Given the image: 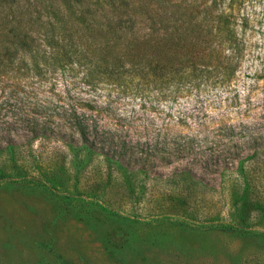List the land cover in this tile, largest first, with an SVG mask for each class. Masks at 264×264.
<instances>
[{
    "label": "rangeland",
    "instance_id": "1",
    "mask_svg": "<svg viewBox=\"0 0 264 264\" xmlns=\"http://www.w3.org/2000/svg\"><path fill=\"white\" fill-rule=\"evenodd\" d=\"M239 3L229 20L242 37L244 56L227 80L174 83L180 72L165 78L159 68L126 65L97 72L91 86L84 84L81 69L73 75L45 74L47 85L36 83L37 92L52 84L57 90L67 86L80 92L87 105L78 106L100 130L115 131L116 144L139 141L144 148L148 144L146 150L155 149L154 154L164 139L171 141L179 131L196 134L200 146L210 145L212 134L205 136L220 116L237 128L264 126V0ZM29 148L28 159L20 161L27 169L0 179V264H264L262 165L248 189L229 188L233 181L227 171L222 175L192 169L198 178L190 180L175 175L184 164L195 162V155L166 165L155 156L159 165L149 167L147 188L137 200L116 183H101L95 169L75 176L68 150L59 141L37 138ZM205 154L209 152L198 157ZM36 164L42 171L32 170ZM31 175L40 181L50 178L55 185L34 184ZM104 184L108 186L102 191ZM173 190H186L187 206L163 214L161 208L169 206L166 194ZM234 192L241 200H233ZM104 204L116 207L118 214L104 210ZM189 210L196 213L192 219L182 216ZM206 218L215 220L208 224ZM219 221L243 222L248 228L217 226Z\"/></svg>",
    "mask_w": 264,
    "mask_h": 264
},
{
    "label": "trees",
    "instance_id": "2",
    "mask_svg": "<svg viewBox=\"0 0 264 264\" xmlns=\"http://www.w3.org/2000/svg\"><path fill=\"white\" fill-rule=\"evenodd\" d=\"M239 1L0 0V113L5 117L0 120V179L21 174L20 169L26 167L20 161L30 156L32 142L44 138L65 146L75 176L95 169L101 183H116L117 189L137 200L147 188L149 167L159 165L155 156L158 163L166 165L195 155V162L188 159L175 175L190 180L198 178L192 169L222 175L227 171L233 181L229 188L243 185L248 189L254 171L261 165L264 169L263 125L252 128L241 124L237 128L220 116L205 136L212 134L210 145L200 146L196 134L179 131L171 141L164 139L154 154L151 151L155 149L146 150L148 144L144 148L139 141L116 144L115 131L100 130L91 115L78 106L87 105L80 92L67 86L57 90L52 84L39 94L35 85L43 87L45 74L73 75L81 69L84 84L91 86L95 74L103 69L146 64L161 69L165 78L173 71L180 72L182 76L174 83L184 80L199 85L211 77L227 80L244 56L242 37L238 38L237 27L229 20L239 9ZM261 45L264 48L263 42ZM206 151L207 156L198 157ZM39 164L32 170L42 171ZM51 173L55 175V171ZM29 181L55 185L50 178L40 181L34 175ZM105 186L108 184L101 190ZM185 191L167 193L164 200L169 199V206L158 208L162 207L163 213L187 206L190 195ZM232 198L241 200L235 192ZM103 209L118 214L116 207L104 204ZM195 214L189 210L182 216L192 219ZM206 220L211 224L215 219ZM216 225L248 228L236 221Z\"/></svg>",
    "mask_w": 264,
    "mask_h": 264
}]
</instances>
